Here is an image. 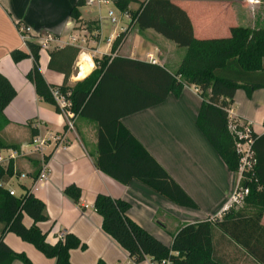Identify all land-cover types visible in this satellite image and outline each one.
Wrapping results in <instances>:
<instances>
[{
	"label": "crops",
	"instance_id": "crops-1",
	"mask_svg": "<svg viewBox=\"0 0 264 264\" xmlns=\"http://www.w3.org/2000/svg\"><path fill=\"white\" fill-rule=\"evenodd\" d=\"M142 1L130 0L129 9L137 10ZM172 1L188 12L198 38L228 37L231 28L239 25L234 20V0ZM76 2L0 0V72L8 77L17 91L11 103L0 112V136L11 145L1 153L8 155L12 150L17 151L18 156L12 163L27 177L14 181L13 185L17 193L22 195L41 167L40 156L28 154L32 130L35 129L41 136L64 132V146L55 150L54 146L47 149L50 153V177L34 193L46 203L50 217L48 221L40 222L39 226L51 244L61 239L63 232L76 235L85 244V248L71 250L72 264H98L99 261L105 264H128L129 253L103 230V217L94 206L99 193L130 202L128 215L164 244L171 246L174 235L184 224L213 217L219 220L220 215L223 217L227 212L223 208L229 202L239 174L229 169L198 127L197 116L202 98L199 89L192 84L186 85L179 97L170 94L164 102L127 115L122 121L195 202L201 203V206L205 202L200 214L192 208L173 203L139 181L134 180L125 185L97 168L98 123L77 116L74 129H68L66 118L57 111L55 105L38 96L35 86L27 78L34 65L33 57L16 62L11 55L15 49L30 51L21 38L19 25H28L33 34L53 32L57 36L58 40L48 49L41 48L39 59L43 76L54 85H61L65 76L49 68L50 52L68 44L81 48L70 78L71 85L91 74L97 68L95 60H101L104 56L152 62L175 73L183 54L175 43L167 42L163 36H146L149 31L156 33L153 29L133 33V26L125 41L113 52L114 41L129 24L107 30L102 18L87 19L82 10L81 21H78L70 16ZM95 2L86 0V4ZM238 2L241 7L250 5L249 0ZM102 4L97 2L99 8ZM134 4L138 6L134 7ZM93 21L97 23L90 29L88 22ZM150 54L156 58V62L150 60ZM83 70L86 71L85 75H82ZM230 113L233 118L251 123L255 133L264 134V87L255 89L251 94L245 87L239 88ZM35 120L42 122L39 128L33 127ZM70 184L81 187L79 202L65 194L64 190ZM23 221L28 227L33 224L28 215ZM3 229L4 224L1 223L0 234ZM4 240L17 252H29L27 255L32 258L34 248L31 243L13 232H6ZM214 245L217 256L225 264H259L245 249L221 232H215ZM37 258L39 262L33 259L34 264H57L55 258H47L40 253ZM12 264L23 263L16 259Z\"/></svg>",
	"mask_w": 264,
	"mask_h": 264
},
{
	"label": "trees",
	"instance_id": "trees-1",
	"mask_svg": "<svg viewBox=\"0 0 264 264\" xmlns=\"http://www.w3.org/2000/svg\"><path fill=\"white\" fill-rule=\"evenodd\" d=\"M114 3L129 14L131 22L114 41L112 51L118 50L132 26L140 32L153 29L185 49L175 73L152 62L104 56L95 60L97 68L91 74L71 85L70 78L81 48L68 44L50 52L49 68L65 76L61 85H54L46 81L40 70L38 43L29 41V52L15 49L11 55L16 62L33 57L34 65L27 78L39 97L54 104L59 111L51 93L52 86H59L63 92H70L72 109L77 116L98 123L95 164L99 170L122 184L136 180L177 205L197 208L195 200L122 119L164 102L170 94L179 97L186 85H195L202 98L198 127L229 169L238 171L240 155L229 129L230 109L239 88L245 87L251 94L264 87V27L236 25L228 37L198 38L188 12L172 0H144L137 10L129 9L130 0H114ZM85 4L86 0H77L70 16L81 21L80 8ZM88 23L93 29L97 21ZM16 95L11 81L0 72V112ZM32 134L38 133L33 129ZM254 138L256 164L242 181L250 188L242 208L232 207L216 221L206 219L184 224L174 235L172 245L167 246L128 215L130 202L99 193L94 206L103 217V230L138 262L150 256L158 261L170 259L173 264H225L217 256L214 245L215 232H221L259 264H264V134L254 133ZM10 146L0 136V153ZM49 158L50 155L46 157ZM64 192L75 202L82 196L81 187L76 184L66 186ZM25 215L33 220L29 227L23 221ZM49 219L46 203L34 193L15 196L0 187V223L4 224L0 234V264H12L16 259L34 264L25 252H17L5 242L6 232L32 243L47 257L55 258L57 264H72L71 250L85 248V244L72 233L55 244L47 242V234L39 223ZM98 264L105 263L99 261Z\"/></svg>",
	"mask_w": 264,
	"mask_h": 264
},
{
	"label": "built area",
	"instance_id": "built-area-1",
	"mask_svg": "<svg viewBox=\"0 0 264 264\" xmlns=\"http://www.w3.org/2000/svg\"><path fill=\"white\" fill-rule=\"evenodd\" d=\"M96 0H89V3L95 2ZM251 1V0H249ZM98 4L106 3L108 0H97ZM110 16H113V11H110ZM115 21V17H112ZM20 34L22 40L28 45L29 41H34L40 45L42 49H48L53 42L58 40L57 36L53 32H45L33 34L31 27L28 25H19ZM150 60L156 62V58L150 54ZM52 96L56 102V106L59 109V113L62 114L67 120V128L74 129L75 119L77 115L73 111V101L70 99V92H63L59 86L51 87ZM42 122L35 120L32 124L34 128H39ZM229 129L234 135L236 142V149L240 155V164L238 169V182L232 192V195L229 199V202L224 206L223 211H229L235 204H244L246 197L250 193V188L244 186L242 181L244 180L246 174L253 172L256 158L253 150V144L255 141L254 138V129L251 123L242 122L239 119L233 118L230 113L229 117ZM65 134L63 133H54L48 136H41L36 134L32 138L30 143L31 149L28 151V154H38L40 156V170L37 175L32 179V183L23 194L26 193H35L41 185L45 184L50 177V166L49 159L46 157L50 153L47 152V149L51 146H54L53 150L57 147L64 146ZM24 153V152H22ZM27 154V153H26ZM18 156L17 151L12 150L10 154L4 155L0 153V187L9 190L12 195H19L13 185L14 181L18 179L21 180L27 177V174L24 172H19L18 168L12 160ZM222 218V215L218 216ZM212 221H216V217L211 218ZM66 233H61V238H64ZM128 264H173L172 260L165 259L162 261L155 260L150 256H145L144 260L138 262L137 260L130 257Z\"/></svg>",
	"mask_w": 264,
	"mask_h": 264
},
{
	"label": "rangeland",
	"instance_id": "rangeland-1",
	"mask_svg": "<svg viewBox=\"0 0 264 264\" xmlns=\"http://www.w3.org/2000/svg\"><path fill=\"white\" fill-rule=\"evenodd\" d=\"M108 1L109 2L102 4L100 8L97 5V2H95L96 4H85L84 6H82L80 8V11L82 10L83 16L87 19H97L98 20L99 18H102L104 26H106L107 30L108 29L111 30L115 26H118L119 28H122L123 26H128V24L131 22L130 16L127 15L128 16L127 17L126 14L123 13L115 5L113 0H108ZM249 2H250L249 6L241 7V3H239L238 0H234L235 4H234V10L233 11L235 13V17H234L235 22L239 25L250 26L252 28H263L264 27V0H252ZM137 6H138L137 4H134V7H137ZM110 11L114 12L113 16L116 18L115 22L112 21L113 16H110ZM137 31H138V29L136 27H133V33L137 32ZM140 33H143V32H140ZM156 33L149 31L146 34V36H162L161 34H159V33L156 34ZM163 39L166 40L167 42L174 44V42H172L171 40H169L165 37H163ZM178 49L180 50L179 52L181 54L185 53L184 48L178 47ZM173 51H174V49H173ZM253 80L255 81L254 78H253ZM253 80H250V81H253ZM196 203H197L198 207L192 208V210L196 211L197 214H200L203 211V204L205 202H203L202 206L200 205L201 203H198V202H196ZM243 205L244 204H235L233 207L235 209H239V208H242ZM31 245H33V244L31 243ZM33 248H34L33 249L34 251H33V253H31L32 258L30 256H29V258L32 259V261H33V259H35L36 261L39 262V260L37 258V254H39V253L41 255H44V254L40 250H38L35 247V245H33ZM27 254L29 255V252ZM44 256L47 257L46 255H44ZM47 258H49V257H47ZM21 262L24 264L23 261H21Z\"/></svg>",
	"mask_w": 264,
	"mask_h": 264
},
{
	"label": "bare ground",
	"instance_id": "bare-ground-1",
	"mask_svg": "<svg viewBox=\"0 0 264 264\" xmlns=\"http://www.w3.org/2000/svg\"><path fill=\"white\" fill-rule=\"evenodd\" d=\"M251 1H252V0H251ZM85 74H86V71L83 70L82 75H85Z\"/></svg>",
	"mask_w": 264,
	"mask_h": 264
}]
</instances>
